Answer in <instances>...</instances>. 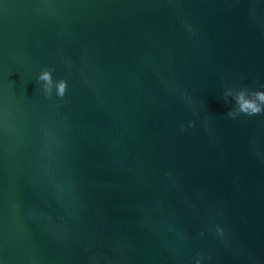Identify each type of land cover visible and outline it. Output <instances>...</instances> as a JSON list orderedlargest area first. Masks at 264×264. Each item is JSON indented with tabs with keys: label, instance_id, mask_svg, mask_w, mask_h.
<instances>
[{
	"label": "water",
	"instance_id": "obj_1",
	"mask_svg": "<svg viewBox=\"0 0 264 264\" xmlns=\"http://www.w3.org/2000/svg\"><path fill=\"white\" fill-rule=\"evenodd\" d=\"M261 84L264 0H0V264H264Z\"/></svg>",
	"mask_w": 264,
	"mask_h": 264
},
{
	"label": "clouds",
	"instance_id": "obj_2",
	"mask_svg": "<svg viewBox=\"0 0 264 264\" xmlns=\"http://www.w3.org/2000/svg\"><path fill=\"white\" fill-rule=\"evenodd\" d=\"M53 69L44 67L36 74V81L39 83L40 89L45 97L52 95L53 90L57 97H63L66 90V81L63 78L53 80ZM223 101L231 103V107L227 111L229 118L235 119L239 114L248 116L264 113V84L259 85L256 89L248 87H225L221 93ZM193 121L188 120V127H192ZM181 130H184V124H180ZM215 234L218 237L224 236V229L216 224L213 226ZM201 235L203 233H200ZM204 259L201 253H196L192 264H201Z\"/></svg>",
	"mask_w": 264,
	"mask_h": 264
}]
</instances>
